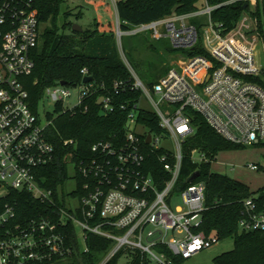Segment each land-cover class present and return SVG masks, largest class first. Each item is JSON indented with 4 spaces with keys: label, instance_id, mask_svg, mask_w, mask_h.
<instances>
[{
    "label": "built area",
    "instance_id": "1",
    "mask_svg": "<svg viewBox=\"0 0 264 264\" xmlns=\"http://www.w3.org/2000/svg\"><path fill=\"white\" fill-rule=\"evenodd\" d=\"M103 1L113 2L117 11L115 0ZM240 1L250 10L229 32L213 22L212 12L219 5L207 0L196 11L127 28L117 12V43L134 78L133 88L140 90L141 96L121 104L129 110L123 142L100 140L89 157L74 161L77 202L67 206L60 191L61 205L54 189L43 185L45 177L39 170L55 155L46 135L51 121L32 110L23 83L35 68L32 52L40 41L39 13L31 0H0V264H63L78 249L89 252L90 235L112 242L98 264H107L119 253L127 259L130 250L146 256L149 264H174L167 251L185 260L220 242L217 234L207 235L202 230L205 181H196L199 176L182 189L177 186L184 143L195 133L190 110L203 115L228 141L244 146L264 143V86L249 79L264 76L256 47L260 40L264 42V0ZM202 18L200 34L193 21ZM143 33L187 50H194L201 38L208 55H181L182 66L172 68L150 87L138 77L123 51L125 35ZM82 73L90 76L86 68ZM74 89L77 103L68 106ZM45 98L74 113L83 106L87 110V102L93 98L105 115L113 113L117 105L111 96L99 95V85L93 80L79 85L60 82L46 89ZM143 102L152 108L144 107ZM148 111L157 115L163 133L140 122V115ZM163 139H168L172 148L165 146ZM64 145L76 147L77 143L68 139ZM158 151H162L159 160L169 176L163 180L147 169L148 156ZM192 158L206 160L198 150H193ZM250 168L259 166L251 164ZM11 191L29 193L52 210L40 218L20 219L15 205L5 202ZM69 225L77 230V246L69 243ZM240 229L264 231V199L244 201Z\"/></svg>",
    "mask_w": 264,
    "mask_h": 264
},
{
    "label": "trees",
    "instance_id": "2",
    "mask_svg": "<svg viewBox=\"0 0 264 264\" xmlns=\"http://www.w3.org/2000/svg\"><path fill=\"white\" fill-rule=\"evenodd\" d=\"M205 0H120L117 12L123 27L139 25L162 19L174 13L185 14L198 10ZM210 5H219L212 12V20L222 24L225 32L233 30L243 13L250 10L245 2L240 0H207ZM38 10L40 19V41L32 52L35 62L33 73L23 78V83L29 92V103L32 110L40 115V106L48 87L66 81L69 85L83 83V69H87L92 80L99 85V95L111 96L117 104L113 113L105 115L97 99L87 102L89 108L80 107L74 112L65 110L63 105H56L55 114H46L51 121L46 129L48 140L54 145V160L43 166L39 173L45 177L43 185L53 188L55 199L59 205V187L68 178L70 161H78L89 157L92 146L100 141L123 142L125 125L129 110L122 109L121 104L136 100L141 91L133 88L134 78L127 67L117 43L114 26L103 27L96 22L92 27L82 31L73 29L70 20L72 16L82 18L83 11L74 13V9H63L67 0H31ZM204 19L193 22L201 34ZM128 23L125 24V23ZM146 42L152 45L151 39ZM169 52H179L181 55H208L202 39L194 50L177 49L171 43L167 46ZM123 51L129 61L128 53L123 44ZM130 63V61H129ZM131 64V63H130ZM173 66L165 65L158 68L156 76L149 82L153 87L164 77ZM251 81L264 86V76H252ZM122 82L121 86H116ZM195 133L189 136L183 146V166L177 190L184 188L196 172L200 177L196 181L206 183V208L202 213V230L207 234H217L221 240L234 237V248L214 258V264H264V231L246 232L240 229V220L244 211V201L247 198L264 199V187L253 191L246 183L228 175L214 172L212 163L222 151L237 150L246 146L228 141L218 134L207 120L196 111H191ZM140 122L152 131L163 133L159 118L148 111L140 115ZM73 139L75 146H65V140ZM264 145V143L257 144ZM193 150L205 155L206 160L196 162L192 158ZM162 151L150 154L147 158V169L160 180L169 178L159 160ZM79 182L81 177L79 176ZM5 202L15 205L20 219L24 217L46 216L52 208L32 195L20 191H11ZM69 243H77V230L73 225L67 228ZM89 252L79 249L70 255L63 264H98L112 246L110 240L96 235H90L87 242ZM79 248V247H78ZM174 264H181L184 259L174 257ZM122 253L117 254L107 264H149L146 256L138 251H129L126 262H122Z\"/></svg>",
    "mask_w": 264,
    "mask_h": 264
},
{
    "label": "rangeland",
    "instance_id": "3",
    "mask_svg": "<svg viewBox=\"0 0 264 264\" xmlns=\"http://www.w3.org/2000/svg\"><path fill=\"white\" fill-rule=\"evenodd\" d=\"M115 1L118 3L120 0ZM63 9H74V13L83 11L82 18L77 19L72 16L70 20L84 29L92 27L96 22H99L105 28H111L117 22V11L113 2L67 0ZM148 37L151 39L152 45H148L146 42ZM169 43L171 42L168 39L156 40L152 38L150 33H143L138 36L125 35L123 37V44L128 53L131 66L146 85H149V82L156 76L158 68L165 65H171L173 68L182 66L183 61L179 58V52H169L167 50ZM256 47L261 53L262 65H264V42L260 40ZM76 95L77 90L74 89L73 96L69 98V103H67L68 106L77 103ZM142 105L148 109L152 108L147 102H143ZM55 109V102L45 98L41 103L40 113L45 117L48 113L55 114ZM162 143L172 148V144L168 139H163ZM251 164H256L259 169H251ZM212 170L238 179L249 185L253 191H256L264 187V145H252L237 150L222 151L219 153L217 160L212 163ZM77 175L76 164L74 161H70L68 178L59 187L62 198L65 197L67 206L77 202L74 200V193L78 189ZM178 203H181V201ZM234 243V237L220 240L212 247L203 249L191 258L185 259L181 264H214V258L231 251L234 248ZM122 262H126V259H122Z\"/></svg>",
    "mask_w": 264,
    "mask_h": 264
},
{
    "label": "water",
    "instance_id": "4",
    "mask_svg": "<svg viewBox=\"0 0 264 264\" xmlns=\"http://www.w3.org/2000/svg\"><path fill=\"white\" fill-rule=\"evenodd\" d=\"M245 7H247V5H245ZM73 29L76 30V31H82L83 28L77 24V23H74L73 24ZM1 66V65H0ZM92 80V77L91 76H86L84 77V82H89ZM68 83L66 81H62V85H67ZM151 140V136L149 135L148 137V142H150ZM200 176V172H196L195 174L192 175V177L190 178V182H193L196 178H198Z\"/></svg>",
    "mask_w": 264,
    "mask_h": 264
}]
</instances>
